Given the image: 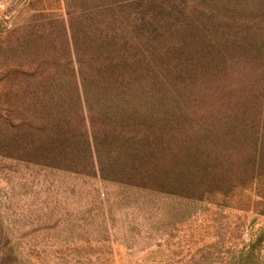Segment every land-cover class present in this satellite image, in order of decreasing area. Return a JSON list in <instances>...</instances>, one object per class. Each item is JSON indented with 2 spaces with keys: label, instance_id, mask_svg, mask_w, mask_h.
<instances>
[{
  "label": "rangeland",
  "instance_id": "1",
  "mask_svg": "<svg viewBox=\"0 0 264 264\" xmlns=\"http://www.w3.org/2000/svg\"><path fill=\"white\" fill-rule=\"evenodd\" d=\"M115 48L140 65L202 53L203 98L264 112V0H0V264H264V178L188 193L120 177L108 150L97 158L104 114L84 80ZM206 52L226 55L215 72ZM131 113L108 118L142 120ZM81 137L92 154L78 165L53 153Z\"/></svg>",
  "mask_w": 264,
  "mask_h": 264
},
{
  "label": "trees",
  "instance_id": "2",
  "mask_svg": "<svg viewBox=\"0 0 264 264\" xmlns=\"http://www.w3.org/2000/svg\"><path fill=\"white\" fill-rule=\"evenodd\" d=\"M111 51H116L111 60L103 58L97 75L84 80L91 113L104 114L98 116L104 118V124L92 118L91 143L98 159L108 150L110 159L119 163L120 177L142 185L159 181L161 189L188 193L211 190L228 195L264 178L262 107L242 109L235 102L214 105L208 95L203 98L199 72L206 70H199L205 68L202 53L199 56L178 49L140 65L141 61L134 62L135 57L130 59L117 48ZM206 54L204 62L214 66L211 72H215V60L226 55ZM186 65L195 69L185 78ZM217 106L220 108L215 109ZM142 109L146 115L139 113ZM128 111H132L128 117L139 114L142 120L114 124L108 118L111 114L123 117ZM132 127L128 133L126 128ZM140 133L143 137L137 140L143 141H136ZM81 138L83 141L77 143L67 138L53 153L63 156L68 165H78L77 159L86 150L92 154L90 140Z\"/></svg>",
  "mask_w": 264,
  "mask_h": 264
}]
</instances>
